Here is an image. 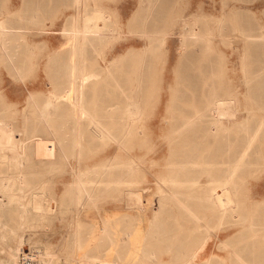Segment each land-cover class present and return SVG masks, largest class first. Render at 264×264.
<instances>
[{
  "label": "rangeland",
  "instance_id": "rangeland-1",
  "mask_svg": "<svg viewBox=\"0 0 264 264\" xmlns=\"http://www.w3.org/2000/svg\"><path fill=\"white\" fill-rule=\"evenodd\" d=\"M160 1L153 0L152 3L150 1V8L146 9V0H86L89 6L97 3L106 7L114 20L110 19L115 30L105 39H96L84 46L87 56L92 59L87 73L92 79H87L83 84L84 97L86 102L95 106L96 114L93 118L96 122L98 121L97 124L104 132L99 131L103 137L95 135L96 137L92 138L88 131V124H85L84 147L77 149L72 147L75 143L70 141L71 133L76 126L73 119L66 115L68 105L51 115L53 130H45L46 126L44 127L40 122L36 109L44 103L46 95L50 93L56 94L59 102L64 101L69 95L76 97V85L72 84V81H74V63L78 52L70 37L65 34V30L70 22H75L76 17L84 10L85 0L84 2L80 0H0V16L9 26L25 25L36 31L29 34L26 40L8 35L5 42L6 55L0 50V118H3L1 119L3 123L16 131V142L20 152L23 153V167L33 169V172L29 174L34 173L48 178L50 187H59L56 192L58 199L68 185V182L61 184L62 176L70 181L78 172L106 175L108 172L106 169L110 170V165L114 167L113 162L116 164L118 161H139L140 173H147L151 179H168L176 174L171 171V166L184 164L186 161L192 162L196 170L199 169L198 177L204 176L203 171L210 169L208 167L213 166L215 160L216 162L220 160V155L232 145L233 141L229 138L246 134V129H249L246 125L243 127L238 125L247 115L245 110L247 97L255 95V91L249 90L250 83H254V86L264 85V37L258 38L256 45L250 47L251 56L247 61L245 35L249 33V30H241L239 24L241 21L237 14L253 15L264 32V0H165L163 1L164 11L161 13L159 12ZM197 14L205 16V24L212 28L210 32L215 37L208 48H206L208 42L205 40L194 46L192 48L194 57L198 59V62H203L205 64L203 70L210 72L215 82L226 89L223 93L226 101L230 94L235 96L228 113L225 111L222 115V122L231 131L226 132L223 139L219 138L222 142L217 146L220 154L217 147L211 150L210 141H204L206 131L192 133L189 141L188 139L181 141L183 131L179 130V125L185 117L173 103L177 89L176 69L182 57L180 45L185 30L183 25L185 22L189 26ZM141 17L144 19L140 23L142 28L138 27ZM163 19H166L168 26L167 40L162 47L161 56L163 57L156 65L158 77H155L153 81L150 79L151 81L147 84L143 77L141 81L137 77V71L143 65L141 54L146 48L142 29L145 21ZM221 23H224L226 27L222 31ZM118 34L122 35L118 37ZM223 34L226 36H222ZM130 49L136 54L134 58H130L131 61L125 60L119 67L114 66L115 61ZM93 63H96L95 67ZM107 65L113 69L110 77L105 70ZM98 67L104 69L98 70ZM144 86L150 88L149 95L147 99L142 100V94H139L140 100H138L135 94L143 92ZM29 93L37 97L32 103L27 99ZM129 96L139 101L141 106L139 113L130 114L127 111ZM187 102L184 100V104L188 105ZM114 104H116V113L110 119L105 116L104 110L99 111L100 107H110ZM251 105L254 104L251 103ZM200 106L201 104L198 103L194 107L191 106L188 110L191 113L190 116L196 107ZM66 135L70 139L61 141L60 145L63 147H59L56 136L60 138ZM191 139L192 143H190ZM242 143L240 141L239 145ZM261 145L264 152V136L261 139ZM204 148L206 150L202 152ZM60 149L63 151L61 152ZM216 151H218L217 155H215ZM199 158L200 161H198ZM1 167L0 164V171ZM103 168L105 170H101ZM112 171L117 170L115 168ZM253 173L247 177V195L256 196L257 200L264 199V159H261ZM177 175L188 176L189 174L179 172ZM210 175V172L205 173L206 178ZM146 183L148 184L149 181ZM1 185L0 179V264H10L12 251H18L20 254L27 250L31 253L36 252L40 264H48L43 262L40 256L44 254L43 243L47 241L52 243L50 245L53 251L51 264H71V261L67 259L70 250L64 236L70 215L76 209L75 206L71 205L67 212L58 209L57 218L50 223L45 221L15 226L13 233L10 234L4 220V196L1 193ZM145 190L146 187L143 188L141 198H137L132 193L135 200L133 208L131 207L133 210L152 209L155 195L148 196ZM50 194L54 195L53 192ZM115 200L120 204L118 199ZM185 203L187 204L186 201ZM54 204L55 201H52L53 206ZM117 210L119 211L120 207ZM190 211L186 213L182 264H194L207 256L209 252L232 254L230 243L224 239L237 235L240 228L247 226L248 219L243 223L235 224L227 217L220 223V221L212 220L214 208L204 205L194 206L190 208ZM93 215H95L94 212ZM128 224L129 230H132L134 223ZM203 226L206 228L202 229ZM98 227L97 230L100 229ZM110 228H117V225L112 224ZM257 234V240L264 245L263 222ZM131 240L128 235L127 241L131 243ZM232 257L233 255H230L231 260L224 264L244 263L243 260H232Z\"/></svg>",
  "mask_w": 264,
  "mask_h": 264
},
{
  "label": "bare ground",
  "instance_id": "bare-ground-1",
  "mask_svg": "<svg viewBox=\"0 0 264 264\" xmlns=\"http://www.w3.org/2000/svg\"><path fill=\"white\" fill-rule=\"evenodd\" d=\"M80 1L84 2V0ZM146 1L147 9L150 8V1L152 3L153 0ZM163 1L165 0L159 2L160 13L164 11ZM162 2L163 4L160 5ZM84 4V10L76 17L75 22H70L69 27L65 30V34L70 37L78 52L77 60L74 63V81H72V84L76 85V97L69 95L64 101L59 102L57 95L50 93L46 95L44 103L36 109L40 122L44 127L46 126L45 130H53L51 115L68 105L66 115L73 119L76 128L71 133V139L67 135L60 138L56 136L59 147H63L60 145L61 141L69 138L72 143H75L72 147L83 148L85 124H88V131L92 138L102 135L99 131L104 132L97 124L98 121L96 122L93 118L96 114L95 106L86 102L84 97L83 84L87 79H92L87 75L92 59L87 56L84 46L96 39H105L110 35V32L115 30V27L111 24L112 17L106 7L97 3L94 6H89L86 0ZM241 15L237 14L241 21L239 22L241 30H249V33L245 35L247 37L245 59L248 61L251 56L250 47L256 45L255 42L259 41L258 38L264 37V32L261 25L258 26L253 15ZM204 17V15L197 14L189 26L184 22L183 29L185 30L180 45L182 57L176 69L177 89L173 103L185 117L179 125V130L183 131L180 137L181 141H185V139L189 141L192 133L206 131L204 141H210L213 151L216 149L214 147L219 146L221 142L219 138L223 139L224 134L231 131L222 122V115L225 111L230 110L235 96L230 94L227 97L230 100L226 101L223 94L226 89L218 85L212 74L203 70L205 64L201 61L198 62V59L194 57L192 49L194 46L205 40L208 42L206 47L208 48L215 37L210 32L212 28L206 26ZM226 19L231 18L226 17ZM165 20L145 21V26L142 29L146 39V48L141 54L143 65L137 71V77L140 79L139 81L143 77L147 84L151 81L150 79L153 81L155 77H158L156 65L163 57L161 56L162 47L167 40L168 26ZM143 21L144 19L141 17L140 21H137L139 25L137 26L142 28L140 23ZM224 25L221 23V31L226 28ZM253 27L256 28L253 29ZM35 32L32 27L25 25L9 26L7 21L0 16V50L4 51V55H6L5 42L8 35L26 40L29 34ZM121 35L118 34V37ZM222 36H226V34ZM191 51L193 52L191 53ZM135 55L134 50H128L119 60L115 61L114 66L119 67L125 60L134 58ZM93 64L95 67L96 63ZM105 68L108 77H110L113 73L112 67L107 65ZM103 69L98 67V70ZM250 84L249 90L255 91V95L247 97L248 102L245 106L247 115L238 125L241 127L246 125L249 129H246V134H238L239 136L236 135L235 138H229L233 141L232 145L220 155L221 157L219 156L220 160L216 162L214 159V165L208 167L210 169L203 171L204 176L198 177L199 169L196 170L192 162L186 161L180 165L173 163L171 171L176 174L168 179H151L147 173H140L141 163L139 161H118L116 164L113 162L114 167L110 165V170L106 169L108 171L106 175L98 176L78 172L70 181H67V177L62 176L61 184L68 182V185L64 188L60 199L57 198L58 194L56 193L59 187H50L48 178L34 173V175L29 174V172H33V169L23 167V153L20 152L16 142V131L3 123L1 121L3 118H0L1 193L4 196V220L9 233H13L15 226H25L35 222L44 223L45 221L50 223L57 218L58 209L67 212L70 206L74 205L76 209L70 215L64 236L70 250L67 259L71 261V264H182L186 213L191 212L190 208L194 206L204 205L214 208L212 220L220 221V223L227 217L235 224L243 223L248 219L247 226L240 228L237 235H232L228 239L227 242L230 243L229 246L232 250V254L229 255H233L232 260H243V264H264V261L260 260L264 258V245H261L262 242L257 240L258 228L262 222L264 223V199L257 200L256 196H248L246 186L247 177L258 168L261 159H264L263 146L261 145V139L264 136V85L254 86L252 82ZM149 92L150 88L144 86L143 92L137 94L134 92V94L137 99L138 95L142 94V100H145ZM27 96L31 103L37 99L33 93H29ZM129 97L127 111L130 114L139 113L141 106L138 100L140 99ZM184 100L188 101V105L184 104ZM119 103L116 104L119 105ZM196 103L201 104V108L196 107L190 116L191 113L188 110ZM33 104L35 103L33 102ZM116 104L110 107H100L99 111L104 110L105 116L110 119L116 113ZM187 130L189 131L186 132ZM192 141L191 139L190 143ZM240 141L243 143L239 145ZM217 149L219 150L218 147ZM205 150L204 148L202 152ZM60 151L63 150L60 149ZM217 154L218 151L215 155ZM105 166L108 165L105 164ZM105 168L101 170H105ZM115 168L117 171H112ZM179 172L189 175H177ZM207 172L211 174L210 177L208 176L209 178L205 177ZM156 182H158L157 185ZM144 187H146L145 191L148 196L155 195L152 209L133 210L135 200L132 193L137 198H141ZM51 192L54 195H51ZM115 199H118L120 204ZM52 201H55L54 206ZM146 201L150 203L148 200ZM118 207H120L119 211ZM131 222L134 225L133 229L129 230L128 223ZM112 224H116L117 228H110ZM97 226H99V230H97ZM3 232L5 233V230ZM128 235L132 239L131 243L127 241ZM194 236L196 235L194 234ZM51 244L50 241L43 243L44 254L40 255L42 261L48 264H51L53 253ZM32 254L37 259L36 252H32ZM18 256V251H12L9 263L19 264Z\"/></svg>",
  "mask_w": 264,
  "mask_h": 264
},
{
  "label": "crops",
  "instance_id": "crops-1",
  "mask_svg": "<svg viewBox=\"0 0 264 264\" xmlns=\"http://www.w3.org/2000/svg\"><path fill=\"white\" fill-rule=\"evenodd\" d=\"M204 228H206V226L202 227V229H204ZM228 239H224V241L225 240L228 241ZM216 255L218 257H216ZM229 257H230V255L227 253L222 254V253L209 252L207 256H205L203 259H200L199 261L194 262V264H224L227 262L229 263V261L231 260V258H229ZM260 260L264 261V258L260 259ZM256 264H258V263H256Z\"/></svg>",
  "mask_w": 264,
  "mask_h": 264
},
{
  "label": "built area",
  "instance_id": "built-area-1",
  "mask_svg": "<svg viewBox=\"0 0 264 264\" xmlns=\"http://www.w3.org/2000/svg\"><path fill=\"white\" fill-rule=\"evenodd\" d=\"M18 261L19 264H40L29 250L21 252L18 256Z\"/></svg>",
  "mask_w": 264,
  "mask_h": 264
}]
</instances>
